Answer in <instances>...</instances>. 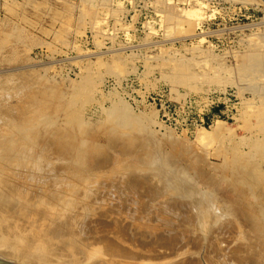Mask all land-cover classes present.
<instances>
[{
  "label": "rangeland",
  "instance_id": "rangeland-1",
  "mask_svg": "<svg viewBox=\"0 0 264 264\" xmlns=\"http://www.w3.org/2000/svg\"><path fill=\"white\" fill-rule=\"evenodd\" d=\"M0 164L46 264H264V0H0Z\"/></svg>",
  "mask_w": 264,
  "mask_h": 264
},
{
  "label": "bare ground",
  "instance_id": "bare-ground-1",
  "mask_svg": "<svg viewBox=\"0 0 264 264\" xmlns=\"http://www.w3.org/2000/svg\"><path fill=\"white\" fill-rule=\"evenodd\" d=\"M177 58V57H176ZM247 70V69H246ZM247 74L248 73H250V70L249 71H247L246 72ZM245 73V74H246ZM243 74H244V72H243ZM197 75V74H196ZM242 76H244V75H242ZM194 77H195V75H194ZM245 77V76H244ZM247 77V79H248V77H249V75L248 76H246ZM245 80V79H244ZM243 80V81H244ZM242 81V80H241ZM249 85V84H248ZM125 108V107H124ZM115 112V111H114ZM112 113V112H111ZM113 114V113H112ZM259 115H260V113H259ZM261 121V120H260ZM260 125V124H259ZM262 125V124H261ZM260 125V126H261ZM261 131V130H260ZM243 141V140H242ZM256 143V142H255ZM10 161V160H9ZM19 161V160H18ZM4 170V167L2 166V164H0V171H3ZM9 181H11V180H9ZM13 182H17L18 184L20 183V181H19V178L18 179H15V180H12ZM8 182V181H7ZM23 182V181H22ZM2 183H5V182H2ZM1 183V184H2ZM16 183V184H17ZM137 183V182H136ZM8 184H9V182H8ZM13 185V184H12ZM15 185V184H14ZM27 185V184H26ZM132 185H134V184H132ZM136 185V184H135ZM16 186V185H15ZM18 187V186H17ZM15 189V188H14ZM132 189V188H131ZM142 189V188H141ZM16 190V189H15ZM17 190H18V188H17ZM0 192H1V189H0ZM2 192H4V191H2ZM18 192V191H17ZM20 192H21V189H20ZM5 194H7L6 192H5ZM5 194H3V195H0L1 197L0 198H2V196L4 197L5 196ZM19 194V193H18ZM8 195V194H7ZM10 196V195H9ZM8 196H6L5 198H7ZM4 198V199H5ZM42 199V198H41ZM33 202V201H32ZM44 202V201H43ZM47 202V201H46ZM49 204V203H48ZM15 205V204H14ZM58 205V204H57ZM47 206V205H46ZM45 207V206H44ZM49 207V206H48ZM43 209V208H42ZM46 209V208H45ZM47 209H49V208H47ZM55 208H53V210H54ZM92 209V208H91ZM51 211H52V209H51ZM1 212V211H0ZM46 212V211H45ZM50 212V211H49ZM53 212V211H52ZM103 212V211H102ZM47 213V212H46ZM1 214H2V212H1ZM0 214V217H2V215ZM97 214V213H96ZM98 214H100V213H98ZM133 216V215H132ZM3 220L0 218V229H9V230H13V229H15V235H16V240L14 239V242H8V241H6V243L5 242H2L1 240H0V255H2V256H4V257H6V258H11V259H13V258H15L14 257V251L15 250H19L18 249V247H21L20 248V250H22L21 252L23 253H21V255L22 256H24L25 257V259H27V263L29 264V262H31V263H38V264H46L47 263V261H46V259H43V258H41V259H43V261L39 258V256H40V254L38 255V251L36 252V250H35V248H38V247H44V248H47L46 246H48V244L46 243L47 242V240L46 239H41L40 237H39V230L38 231H33V230H26V231H28L27 233L29 234H32V236H29L28 237V235H27V233H26V231H24V230H22V229H18L17 228V226H16V224H17V222H12V223H10L9 224V226H6L5 228H3L4 227V222H2ZM117 222V221H116ZM156 222V221H155ZM139 223V222H138ZM142 224H145L144 222H142ZM158 224V223H157ZM156 224V225H157ZM150 225V224H149ZM152 226H154L155 224H151ZM160 224H158V226H159ZM107 226H111L112 227V225L111 224H109V225H107ZM115 227H116V225H114ZM142 226H145V225H142ZM148 226V225H147ZM110 227V228H111ZM117 227H119V226H117ZM146 227V226H145ZM149 227V226H148ZM40 228V227H39ZM150 228V227H149ZM151 228H153L154 229V227H151ZM155 228H157V227H155ZM125 229V228H124ZM124 229H122V231L121 232H125L124 231ZM158 229V228H157ZM156 229V230H157ZM108 230V229H107ZM116 230H117V228H116ZM155 230V231H156ZM159 230H161V229H159ZM154 231V230H153ZM13 232V231H12ZM119 232V231H118ZM157 232V231H156ZM6 233V232H5ZM18 233V234H17ZM1 234V233H0ZM43 234V233H42ZM122 234V233H121ZM125 234V233H124ZM149 234H150V232H149ZM8 235H10V234H8ZM154 235V234H153ZM163 235H165V234H163ZM6 236V235H5ZM156 236V235H155ZM19 237L20 238H22V239H19ZM121 237H122V235H121ZM123 237H124V235H123ZM152 237V236H151ZM158 237L159 236H157V239H158ZM161 237H162V235H161ZM163 237H165V236H163ZM105 238V240H106V245H108V248H110V250H112V251H119V252H122V254H127V255H125V256H128V257H130L129 256V254H131V249H126L127 247H125L123 244H124V242H123V240L122 239H115L116 238V236H115V238H107V236L106 237H104ZM107 238V239H106ZM103 239V238H102ZM165 239V238H164ZM163 239V240H164ZM20 240V241H19ZM156 240V239H155ZM160 240V239H159ZM10 241V240H9ZM45 241V242H44ZM143 242V241H142ZM156 242V241H155ZM164 242H165V240H164ZM166 242H167V244L165 243H163L164 244V246L162 245V246H159V247H162V248H164V247H170V245L168 246V242L169 241H167L166 240ZM159 243H160V241H159ZM47 244V245H46ZM145 244V243H144ZM170 244V243H169ZM12 245H15L14 247L12 246ZM104 245V244H103ZM105 245V246H106ZM147 245V244H146ZM149 245H150V243H149ZM159 245V244H158ZM12 246V247H11ZM68 246V245H67ZM102 246V245H101ZM93 247V246H92ZM107 247V246H106ZM143 247V246H142ZM144 247H145V245H144ZM143 247V248H144ZM60 248V247H59ZM95 248V247H94ZM103 248V247H102ZM52 249V248H51ZM85 249V248H84ZM105 249V248H104ZM107 249V248H106ZM139 249V248H138ZM47 250V249H46ZM49 251H50V249H48ZM100 251V250H99ZM42 252V251H41ZM59 252V251H58ZM91 252V251H90ZM92 252H94V251H92ZM97 252V251H96ZM100 252H103V251H100ZM99 252V253H100ZM109 252V251H108ZM111 252V251H110ZM123 252H125V253H123ZM14 253V254H13ZM48 253V252H47ZM99 253H98V255H99ZM104 253V252H103ZM102 253V254H103ZM58 254H60V253H58ZM69 254V253H68ZM101 254V253H100ZM117 254H119V253H117ZM121 254V255H122ZM42 255V254H41ZM44 255V254H43ZM66 255V254H65ZM65 255H63L64 257H65ZM85 255V254H84ZM17 256V255H16ZM52 256V255H51ZM60 256V255H59ZM67 256V255H66ZM23 257V258H24ZM62 257V256H61ZM97 257H100V256H97ZM111 257V256H110ZM113 257V256H112ZM48 259V258H47ZM51 259V258H50ZM52 259H53V257H52ZM67 259V260H66ZM91 259V258H90ZM100 259H102V258H100ZM134 259V258H133ZM57 260V259H56ZM18 261V260H17ZM49 261V260H48ZM51 261V260H50ZM78 260H77V258H76V256H74V255H72V256H67V258H65V261H63V262H65V264H66V262H67V264H71V263H73V262H77ZM54 262V264L55 263H57L55 260L53 261ZM51 263V262H50ZM90 263H92V262H90ZM89 263V264H90ZM94 264H100L99 262H96V263H94ZM141 264V263H140ZM193 264V263H192Z\"/></svg>",
  "mask_w": 264,
  "mask_h": 264
},
{
  "label": "water",
  "instance_id": "water-1",
  "mask_svg": "<svg viewBox=\"0 0 264 264\" xmlns=\"http://www.w3.org/2000/svg\"><path fill=\"white\" fill-rule=\"evenodd\" d=\"M0 264H15V263L12 261H8V260H5L3 258H0Z\"/></svg>",
  "mask_w": 264,
  "mask_h": 264
}]
</instances>
